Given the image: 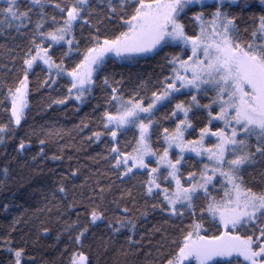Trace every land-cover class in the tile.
Instances as JSON below:
<instances>
[{"label": "snow or ice", "instance_id": "1", "mask_svg": "<svg viewBox=\"0 0 264 264\" xmlns=\"http://www.w3.org/2000/svg\"><path fill=\"white\" fill-rule=\"evenodd\" d=\"M156 57L154 79L110 71ZM34 87L49 108L103 95L12 155ZM0 109V190L69 161L32 189L34 238L0 236L5 264H264V0H0Z\"/></svg>", "mask_w": 264, "mask_h": 264}, {"label": "trees", "instance_id": "2", "mask_svg": "<svg viewBox=\"0 0 264 264\" xmlns=\"http://www.w3.org/2000/svg\"><path fill=\"white\" fill-rule=\"evenodd\" d=\"M158 61L159 57L148 60L142 59L135 65L121 64L117 61V63L111 65L110 71L117 74V79H119L120 74H122L126 78L125 83L131 86L138 83L139 78L146 79L151 76L154 79L160 72L157 66ZM55 95L56 93L53 92L52 96L54 97ZM102 95L103 94L97 90L94 93L96 99L91 100L88 104L79 105V111H77V102L75 101L69 103L67 107L53 105L49 108L47 107V103L49 102V91L47 89H36L34 87L30 95V108L27 113L26 122H22V125L16 129L15 136L6 142L8 152L15 155V153L12 152V146L21 138H30L32 141L31 152L34 154L38 151L36 136L39 134L41 128L50 125L56 128H62L66 138L69 132L74 136L75 131L73 130V126L78 124L81 117H84L85 114H92L91 106L98 103ZM6 118V114L0 109V121ZM50 148L52 151H55L54 145H50ZM92 148L96 151H100L103 145H100V147L93 145ZM3 151L4 147H0V152ZM49 155H51V152H49ZM68 163L67 157H65L63 164L58 161H49L47 167L44 168V173L41 175H36V173L28 167L13 165L14 171L9 178L7 187L0 190V236L10 233L11 238L14 240L20 239L21 235H28L30 239L34 238V236L29 234V228H31L33 224L38 223L34 218V213L36 209L42 206V200L40 194L33 193L32 189L34 186H38L44 182L41 176L47 177L49 175V168L59 172L62 167H67ZM4 204L9 205L7 210L4 209ZM17 218L28 220L29 223L17 224L15 230H13V222ZM152 222L154 223L155 221ZM54 235L55 233L53 232L52 236L42 238L40 241L42 246L41 252L48 254L49 258L55 255L53 249L50 247V245L54 243ZM39 255L40 253H37V256ZM5 261L6 254L0 251V264H5Z\"/></svg>", "mask_w": 264, "mask_h": 264}]
</instances>
